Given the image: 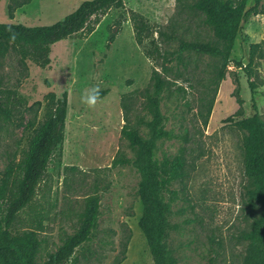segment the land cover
Here are the masks:
<instances>
[{
  "label": "rangeland",
  "instance_id": "rangeland-1",
  "mask_svg": "<svg viewBox=\"0 0 264 264\" xmlns=\"http://www.w3.org/2000/svg\"><path fill=\"white\" fill-rule=\"evenodd\" d=\"M85 1L90 0H31L11 20L12 0H0V23L50 26ZM123 1L125 10L113 9L101 16L91 34L78 33L53 45L51 63L44 69L30 60L23 63L14 50L0 57V98L5 108L0 112V178L21 164L34 130L44 119L48 94L59 99L66 94L68 99L65 141L32 203L12 227L14 234L38 231L43 242L40 263L80 230L87 198L98 196L99 218L92 240L66 264H154L139 227L140 176L131 166L109 169L118 152L134 157L121 135L122 104L127 105L132 123L139 116L150 120L142 94L151 88L153 70L162 72L163 62L159 59L155 64L145 56L153 48L151 41L162 53L176 54L182 41L206 43L214 37L194 9L196 0ZM252 5L254 0H248L246 8ZM130 12L144 16L152 27L153 35L142 46L136 42ZM121 16L127 20L118 28ZM252 44H260L263 53L255 57L252 80L264 120L263 14L252 17L237 36L232 63L221 83L217 84L220 64L208 56L183 52L187 67L176 57L167 65L169 80L176 82L164 94L162 110L166 130L177 137L159 144L156 159L172 160L182 152L186 160L184 178L170 187L177 197L168 243L178 264H244L245 234L261 215V206L249 199L254 186L245 167L247 133L237 123L254 113L244 70ZM101 91L108 94L99 99L96 94ZM93 93L96 102L90 106L82 97ZM202 98L207 102L214 98L207 126L200 114ZM230 116H236L234 122H225ZM140 133L146 136L148 129L142 127Z\"/></svg>",
  "mask_w": 264,
  "mask_h": 264
},
{
  "label": "trees",
  "instance_id": "trees-1",
  "mask_svg": "<svg viewBox=\"0 0 264 264\" xmlns=\"http://www.w3.org/2000/svg\"><path fill=\"white\" fill-rule=\"evenodd\" d=\"M30 1L23 0L13 4L12 0L8 6L9 18L14 19L15 11ZM237 1L196 0L194 3V9L200 13L199 18L213 32L214 40L210 42L182 41L176 54L162 53L156 42H150L153 48L148 49L145 56L152 63H158L159 59L163 62L162 72L153 70L151 88L142 94L144 110L150 117L149 121L144 116H139L135 123H132L127 105L124 101L122 104L124 125L121 135L128 142L134 157L128 158L122 152H118L109 169L131 166L140 176L139 194L143 214L139 227L146 237L154 264H178L168 243L172 206L177 197V192L170 190V187L174 182L184 178L186 165L182 152L172 160L156 159L159 144L177 137L172 131L166 130V116L162 110L164 94L169 92L176 82L169 80L167 65L176 57L187 67L183 52L208 56L216 59L220 64L217 84L221 83L226 78L227 70L232 63L231 55L237 36L243 32L252 17L264 15V0H254V5L248 8H246L248 0ZM113 9L125 10L124 1H85L73 13L50 26L28 27L21 24L0 23V57L14 50L18 52L23 63L30 60L44 69L51 63L50 53L53 45L78 33L91 34L94 26L99 24L100 17ZM130 17L135 29L136 42L142 46L145 40L153 35L152 27L145 17L137 12H130ZM126 20L127 16H121L116 27L120 28ZM115 39L116 35L113 33L111 41L114 42ZM258 52L263 56L261 45L252 44L249 63L244 68L248 75L254 113L237 122L247 133L244 139L245 167L254 186L248 193L249 199L262 208L261 215L254 221L251 230L245 234L248 247L244 264H264V120L259 114L252 80ZM237 67L243 68V65L238 63ZM107 94L108 91H101L96 95L100 99ZM235 94L239 95L238 89ZM238 103L242 104V101L238 99ZM213 104L214 98L208 102L204 98L201 100L200 114L206 126L213 111ZM4 110L0 98V112ZM67 112L66 94L62 99L57 98L55 93L48 94L44 119L34 130L21 164L16 169L10 167L0 178V264H66L77 249L92 240L99 218L98 196L87 198L81 216L80 230L67 238L57 252L49 254L43 263L38 261L43 246L38 231L29 229L23 233L12 232L18 215L32 203L54 154L65 141ZM236 116H240V112ZM236 116L228 117L225 122H234ZM142 127L148 129L146 136L140 133Z\"/></svg>",
  "mask_w": 264,
  "mask_h": 264
},
{
  "label": "clouds",
  "instance_id": "clouds-1",
  "mask_svg": "<svg viewBox=\"0 0 264 264\" xmlns=\"http://www.w3.org/2000/svg\"><path fill=\"white\" fill-rule=\"evenodd\" d=\"M82 100H84L85 103L91 105H94L96 102V95L95 93L90 94L88 96L82 97Z\"/></svg>",
  "mask_w": 264,
  "mask_h": 264
}]
</instances>
